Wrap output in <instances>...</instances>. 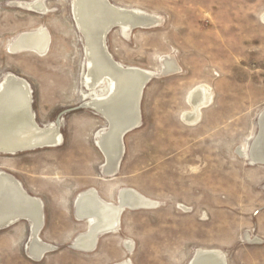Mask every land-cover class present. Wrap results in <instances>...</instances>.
Wrapping results in <instances>:
<instances>
[{
    "label": "rangeland",
    "instance_id": "rangeland-1",
    "mask_svg": "<svg viewBox=\"0 0 264 264\" xmlns=\"http://www.w3.org/2000/svg\"><path fill=\"white\" fill-rule=\"evenodd\" d=\"M109 2L158 18L150 28L127 35L116 28L106 37L114 61L155 75L142 96V125L125 136L114 176L105 174L97 144L109 124L85 106L106 96L108 83L87 87L74 0H0V90L11 75L24 80L37 124L60 120L63 138L58 146L0 153V174L42 203L38 237L53 247L35 259L31 224L18 219L0 229V264H192L199 250H219L227 264H264V165L250 158L264 111V0ZM37 29L51 37L45 55L12 52L18 35ZM166 59L179 67L162 76ZM202 85L213 101L189 125V97ZM123 189L158 205L124 209L117 229L101 235L93 251L76 249L90 229L76 215L81 193L95 190L117 205Z\"/></svg>",
    "mask_w": 264,
    "mask_h": 264
},
{
    "label": "bare ground",
    "instance_id": "bare-ground-1",
    "mask_svg": "<svg viewBox=\"0 0 264 264\" xmlns=\"http://www.w3.org/2000/svg\"><path fill=\"white\" fill-rule=\"evenodd\" d=\"M33 7L36 10L43 8L41 4ZM73 9L78 27L86 40L87 87L94 90L104 82L108 83V94L95 95L85 106L111 120L110 128L98 135L97 144L107 159L105 174L114 176L118 167L116 161L122 156L118 141L120 132L130 124L129 122L136 119L140 90L147 75L152 73L140 68L124 67L114 60L109 61L107 57H111V54L104 47L103 36L109 26L115 23L121 24L120 29L127 35L133 31L130 28L132 25L156 22L158 18L139 10L119 8L109 0H74ZM50 39L47 30L37 29L18 35L11 44V50L12 52L33 51L45 55ZM165 62L168 70H178L179 66L177 67L175 61L166 59ZM212 101L213 93L210 87L206 85L197 87L189 97L191 111L185 113L184 121L189 125L198 124L202 110L209 107ZM263 114L264 111L261 115ZM57 123L46 128L37 125L32 110L29 85L12 75L6 78L0 90V153L17 154L15 150L34 146L43 147L49 143L55 146L61 145L63 138L58 132ZM258 153L264 154V140ZM81 195L83 200L77 206L78 217L80 219L88 217L90 229L87 233L78 236L74 247L83 252L94 250L97 234L118 227L119 213L124 205L136 209L158 205L157 202L131 189L120 191V201L117 205L103 201L95 190L83 192ZM41 214L42 203L29 196L14 177L1 173L0 226L10 225L18 219L27 217L26 220L30 222L32 229L30 251L37 260H41L45 252L53 249L38 237L43 227ZM127 248L130 252L133 251L131 244H128ZM197 255L200 258L196 264H225L224 254L219 250H199ZM120 264H132V262L126 260Z\"/></svg>",
    "mask_w": 264,
    "mask_h": 264
},
{
    "label": "water",
    "instance_id": "water-1",
    "mask_svg": "<svg viewBox=\"0 0 264 264\" xmlns=\"http://www.w3.org/2000/svg\"><path fill=\"white\" fill-rule=\"evenodd\" d=\"M156 22H152V23H147V24H142V23H136L135 25H132L130 28L131 30H136V29H140V28H150L152 27L153 25H155ZM121 24L119 23H115V24H112L111 26H109L107 32L104 34L103 36V44H104V47H106V37L107 35L110 33V31H112L113 29H116V28H121ZM107 49V48H106ZM109 59V61L113 62V58L112 56L111 57H107ZM177 70H168L167 68V63L165 62L164 64V68L162 69L161 73L159 75H162V76H167L171 73H175ZM155 77V75L152 73L150 75H147V77L145 78L144 80V83H143V86L140 90V93H139V102H138V110H137V116H136V119H134L133 121L129 122L130 124L123 128V130L120 132V137L118 138V141L120 142V149H121V154L122 156L120 157V159H118L116 162H118V167H117V170L116 172H114V174H118V171H119V168H120V164L122 162V158L124 156V138L127 134L133 132L134 130L138 129L141 125H142V116H141V100H142V96H143V93H144V90L146 88V86L148 85V83ZM103 115V114H101ZM105 117V119L107 120L108 124L111 125V120L109 119V117L103 115ZM58 132H60V120L58 121ZM38 125V124H37ZM259 127H260V131H259V134L257 136V138L255 139L253 145H252V148H251V151H250V158L251 160L256 163V164H261V165H264V154L263 155H260L258 152H259V149L261 148L262 146V143H263V137H264V114L260 116V120H259ZM110 128V127H109ZM106 142V140H105ZM103 143H104V140H103ZM105 144V143H104ZM55 146V144H45L43 147L42 146H34V147H30V148H26L24 150H15V153H18V152H26V151H32L34 149H37V148H44V147H53ZM107 161V159H106ZM114 171V170H113ZM83 196H79L77 201H76V215L79 216V212L77 211V206L80 204V202H82L81 200ZM124 209H136V208H133V207H129L127 205H124L123 207V210L120 211L119 213V217H118V221L120 219V216L122 215ZM27 217H23L22 220H26ZM41 219L43 220V215L41 214ZM80 219V218H79ZM84 220H87L88 217H85L83 218ZM4 225L2 224L0 226V229L4 228L3 227ZM6 226H9L8 224ZM117 228H115L116 230ZM111 231H114V230H111ZM111 231H105V232H101L99 234H97L96 236V239H97V242H96V246L95 248L97 247V244H98V241L100 239V236L103 235V234H107V233H110ZM93 248V249H95ZM89 251H92V250H88ZM199 255L196 254V256L194 257L193 261H192V264H196L197 263V260L200 258L198 257ZM224 263L227 264V261L226 259L224 258Z\"/></svg>",
    "mask_w": 264,
    "mask_h": 264
}]
</instances>
